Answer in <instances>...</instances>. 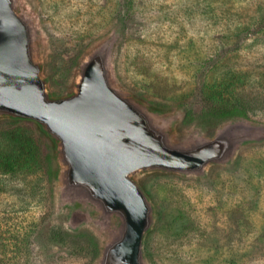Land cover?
I'll return each mask as SVG.
<instances>
[{
    "label": "rangeland",
    "instance_id": "1",
    "mask_svg": "<svg viewBox=\"0 0 264 264\" xmlns=\"http://www.w3.org/2000/svg\"><path fill=\"white\" fill-rule=\"evenodd\" d=\"M54 97L108 44L113 84L153 111L171 141L240 124L246 139L201 173L135 178L153 207L145 264H264V0H16ZM241 105L228 118L217 106ZM14 119L21 120L15 122ZM35 141L22 154L9 135ZM57 143L35 121L0 117V264H99L121 222L63 195Z\"/></svg>",
    "mask_w": 264,
    "mask_h": 264
},
{
    "label": "water",
    "instance_id": "2",
    "mask_svg": "<svg viewBox=\"0 0 264 264\" xmlns=\"http://www.w3.org/2000/svg\"><path fill=\"white\" fill-rule=\"evenodd\" d=\"M108 55V44L97 48L82 62L73 93L52 96L31 23L16 0H0V117L37 122L57 143L63 195L95 205L104 219L119 218L99 264H145L153 207L135 176L148 170L201 173L229 158L247 130L228 124L212 138L173 143L153 111L113 84Z\"/></svg>",
    "mask_w": 264,
    "mask_h": 264
},
{
    "label": "trees",
    "instance_id": "3",
    "mask_svg": "<svg viewBox=\"0 0 264 264\" xmlns=\"http://www.w3.org/2000/svg\"><path fill=\"white\" fill-rule=\"evenodd\" d=\"M243 106L239 105H232V104H225L222 106H217L212 114L218 118H228L234 115H238L241 113H244L243 110L245 108H242ZM14 121L20 122L21 120L19 119H14ZM16 143L18 144L17 146L20 148L22 154L31 156L33 152L35 153V141L33 140V137L29 136L23 131H19L18 129L10 131L9 135Z\"/></svg>",
    "mask_w": 264,
    "mask_h": 264
}]
</instances>
